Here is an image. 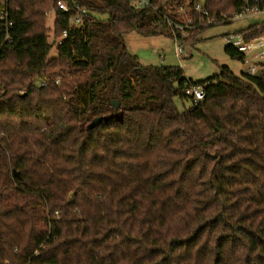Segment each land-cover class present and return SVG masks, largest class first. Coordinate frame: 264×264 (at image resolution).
Listing matches in <instances>:
<instances>
[{"label":"trees","instance_id":"16d2710c","mask_svg":"<svg viewBox=\"0 0 264 264\" xmlns=\"http://www.w3.org/2000/svg\"><path fill=\"white\" fill-rule=\"evenodd\" d=\"M149 1L193 27L182 35L130 0H7L0 264H264V72L221 65L192 80L178 65H143L123 40L166 33L193 45L243 0H203L207 15L196 0ZM257 26L233 34H263ZM195 84L198 102L184 94Z\"/></svg>","mask_w":264,"mask_h":264},{"label":"rangeland","instance_id":"374dc122","mask_svg":"<svg viewBox=\"0 0 264 264\" xmlns=\"http://www.w3.org/2000/svg\"><path fill=\"white\" fill-rule=\"evenodd\" d=\"M203 2V0H198ZM183 17L186 13L180 12ZM53 11L47 14V27L52 29ZM264 24V14L247 13L236 17L228 23L216 24L206 28L198 36L193 45L175 42L166 33L141 36L136 32L123 35L127 50L135 55L143 65H178L186 78L192 80L205 79L218 73L219 66H227L233 73L240 75L249 66L247 61L231 58L224 51L229 43L226 34H232L251 25ZM52 35V33H51ZM180 46V55H176L175 47ZM54 54V49L50 53ZM178 109L189 105V100L175 98Z\"/></svg>","mask_w":264,"mask_h":264},{"label":"built area","instance_id":"2783aa9c","mask_svg":"<svg viewBox=\"0 0 264 264\" xmlns=\"http://www.w3.org/2000/svg\"><path fill=\"white\" fill-rule=\"evenodd\" d=\"M259 0H243V8L241 12L233 14L231 17L229 14L224 15L223 17L232 20L236 17H241L247 13L254 14H264V2L261 4V7L258 6ZM131 4L135 8H144L149 7L152 8L161 19H164L167 23L172 25L176 30L180 32V34L185 35L188 29L193 27L192 20L187 18L184 23L173 21L169 19V17L161 14L158 9L151 5L149 0H130ZM6 4L7 0H0V13L6 14ZM56 6L58 9L67 11L68 6L66 3L57 1ZM193 8L196 12L207 15V10L204 8V2H199L196 0L193 3ZM84 10H79L75 15H72L69 18V22L73 25H76L80 22V15ZM210 24L215 23L212 21H208ZM264 25H258L256 29H260ZM66 35L65 30L62 32V35L55 39H52L53 43L59 44L61 42V38ZM247 32L239 33V34H229L227 39L229 43L241 54H243L242 61H247L249 66L246 68L245 72L249 75L253 74H261L264 72V33L259 34L257 36L247 37ZM180 46L175 47L176 55H180ZM184 94L188 96L193 102H198L203 98V89L201 85L195 84L191 86H187L184 88Z\"/></svg>","mask_w":264,"mask_h":264},{"label":"water","instance_id":"95a60500","mask_svg":"<svg viewBox=\"0 0 264 264\" xmlns=\"http://www.w3.org/2000/svg\"><path fill=\"white\" fill-rule=\"evenodd\" d=\"M111 105L113 106L114 109H116L117 108V105H118V101L116 99L112 100L111 101ZM99 121H100V118L99 117L94 118L91 121L90 125H95V124L99 123Z\"/></svg>","mask_w":264,"mask_h":264}]
</instances>
